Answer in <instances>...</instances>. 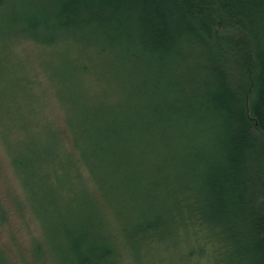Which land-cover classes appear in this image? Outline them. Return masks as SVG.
<instances>
[{
	"label": "trees",
	"instance_id": "obj_1",
	"mask_svg": "<svg viewBox=\"0 0 264 264\" xmlns=\"http://www.w3.org/2000/svg\"><path fill=\"white\" fill-rule=\"evenodd\" d=\"M6 31L43 50H94L124 66L109 77L100 61H67L61 71L39 62L62 96L93 66L109 84L105 95L65 100L59 125L39 113L29 77L24 93L0 80L4 143L42 232L35 264H121L122 249L136 262L137 246L176 252L180 229L196 224L205 227L197 251L216 242L219 264H264V0H0V36ZM194 50L207 66L178 61ZM140 61L156 62L153 84ZM9 79L8 89L19 85ZM10 197L12 206L0 197L1 235L12 212L26 210Z\"/></svg>",
	"mask_w": 264,
	"mask_h": 264
},
{
	"label": "rangeland",
	"instance_id": "obj_2",
	"mask_svg": "<svg viewBox=\"0 0 264 264\" xmlns=\"http://www.w3.org/2000/svg\"><path fill=\"white\" fill-rule=\"evenodd\" d=\"M6 33L7 31L3 32L2 35L4 40H2V38L0 39V80L2 78H8L6 89L11 90L12 94L21 91L24 93L25 91H28L24 81L27 77H29V80H32L31 84L33 83L34 85L33 92L36 93L35 96H37L36 100L39 104L38 107L41 106L39 113H42L44 118H46V115L48 118H53L57 125L63 121L61 119V115L64 112L63 103H65V100L79 99L81 95H90L95 97L105 95L104 90L109 87V84L99 82V76L101 73L105 71L109 77H112L113 75L116 77V74H114L115 72H122L124 70V66L119 63H115V60L106 61L102 60L101 57L97 58L95 56L96 53L94 50L91 52L79 51L73 56L72 53L74 51L65 52L62 49L55 48H47V50H43L40 46L35 45L29 40L16 38L13 33ZM189 50L190 48L187 51ZM59 53L61 54L59 55ZM202 55L203 54L199 55L197 50H194L188 59L182 60L180 58L178 61H188V63H191L195 66H197V64L200 62L202 63V66H207L208 61H206ZM21 61H26L29 65L27 68L34 69V71L21 73L19 66H17V62ZM67 61H100L104 71L95 72L96 67L93 66L91 71H87L88 75H83L85 78L83 80V84L80 86L81 89L76 87L75 90H72L67 95L62 96L59 87L56 85V80H54L51 76V69L44 67V65L39 64V62H44L47 64L54 63L59 67L58 70L61 71L65 68ZM9 62H11V67H7L5 69V65H8ZM140 63L150 66L148 75L150 77V83L153 84L155 82V78L158 75V66L153 68L156 62L150 63L148 61H140ZM92 65L95 64L93 63ZM31 66H34L35 68H32ZM126 70L128 80L134 81L139 73L138 70H134L133 64H129L126 67ZM10 74H14V78L21 79L23 84H20L18 79L19 85L13 88L11 87L12 89H8L10 85H14V82L9 79ZM114 85L116 84H112V79H110V88ZM31 87L32 86L29 88ZM0 89H5V87L0 86ZM92 92L93 94H89ZM19 99V102H22V98L19 97ZM68 105L70 104L68 103ZM3 106L4 105L1 103L0 107ZM192 124L194 126L198 125L196 122H192ZM199 125H201L200 128L208 129L207 124ZM14 135L15 133L12 134V137ZM5 139L6 137L2 135V130L0 128V197L2 200H5L8 206H12V199L10 196H19V199L24 203L26 210L23 216H18V213L13 211L11 214L12 221L8 225V227L11 225L13 227L10 229L5 227L4 230L7 232L4 233L3 231V235L0 233V264H3L2 258H4L6 261H9L10 264H26V262L35 264L33 261L32 248L36 241L41 240V227L38 220L32 215L29 207L26 204L22 185L13 170L12 160L10 159L9 153L4 143ZM188 140L192 139L188 138L186 141ZM66 145L67 147H71L70 142L66 143ZM180 146L182 147L184 145H179L177 148H181ZM199 148L201 152L208 153L209 151V148L205 146H199ZM81 173L83 179L86 180L88 189L94 190L95 187L89 181L88 172L86 170H81ZM151 179L156 180L157 178L153 176ZM148 197L150 200L151 198L147 194L140 199L147 201ZM122 207L127 208L131 213L135 208H137V205L131 202H125L123 203ZM107 211L114 222H119L122 219L121 213L113 212L110 207L107 208ZM119 228L120 225L117 227V232L119 231ZM11 231H15L13 233H15L17 236L10 234ZM180 231L181 235H179L178 240L175 239L171 244L176 246V252L171 249V247L167 250V245L165 243H161L162 248L155 251L151 250L150 248L141 250L140 246H137L134 249V252L140 253L137 255L138 258L135 262L129 251L122 249L123 261L121 264H219V261L217 260L219 252L218 248L216 247L217 243L215 241V243H213L211 240H204V242L202 241L204 253L202 251L199 252L196 249L197 241L203 235H205L204 226L196 224L193 229L187 227L186 234H182L181 229ZM236 260H238L237 257ZM38 264H54V262L51 259H48L47 261Z\"/></svg>",
	"mask_w": 264,
	"mask_h": 264
}]
</instances>
